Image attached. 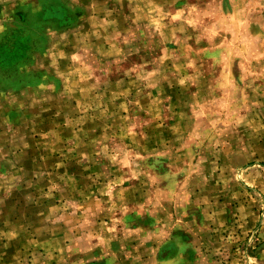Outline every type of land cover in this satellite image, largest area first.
<instances>
[{
  "label": "rangeland",
  "instance_id": "obj_1",
  "mask_svg": "<svg viewBox=\"0 0 264 264\" xmlns=\"http://www.w3.org/2000/svg\"><path fill=\"white\" fill-rule=\"evenodd\" d=\"M6 1L0 47L26 41L0 68V157L62 152L45 175L72 200L67 239L91 246L71 262L121 244L140 262L166 245L168 264H264V0Z\"/></svg>",
  "mask_w": 264,
  "mask_h": 264
},
{
  "label": "crops",
  "instance_id": "obj_2",
  "mask_svg": "<svg viewBox=\"0 0 264 264\" xmlns=\"http://www.w3.org/2000/svg\"><path fill=\"white\" fill-rule=\"evenodd\" d=\"M2 2L7 1L0 0V3ZM3 7L6 9L5 6ZM20 117L25 119L27 115ZM24 119L20 121L21 130L19 132L13 131L12 128L6 133L10 137L17 135L19 141L23 136L27 137L29 132H26L27 127ZM57 119L58 116L53 115L52 119L47 121V127L51 125V129L55 128L54 123ZM38 150L36 148L24 149L23 147L15 150L9 145L4 147L3 151L1 150L4 155L0 157V245H3L5 260L11 258L12 250L26 248L34 249L41 254V264H47L50 258H53L51 264L61 260L66 264H75L71 262L74 260V256L80 252H88L91 246H82L75 240L67 239V234L72 230V226L67 220L71 218V213L74 211L66 209L65 203H70L72 200L70 197L57 194L59 186L51 183V177L45 175L47 172H51L50 174L59 173V166H61L59 164H68V161L60 160L62 156L60 151L50 150L45 153V156L38 157ZM33 154L36 156H31ZM25 155L31 156L30 160L24 161ZM49 159H52V163L56 159L58 166L54 163L55 166L50 165L49 167ZM43 165L46 166L45 168H49L46 170ZM40 166L43 169L40 170ZM74 169L73 167L71 172L75 171ZM26 171L31 173L29 176L31 183L29 184L25 182L27 177L24 173ZM71 176L76 178V172L69 177V180H74ZM31 240L33 243H30ZM17 244H21V246H17ZM162 248L157 249H160L161 257L164 256ZM99 249L93 252L96 251V254ZM50 251L54 257L49 256ZM101 254L100 256H102ZM161 257H158L159 259L146 257L140 262L139 257L133 256L130 252L126 253L119 244V248H111L109 253H105L95 261H92L90 257L88 261L80 264H157V262L168 264L170 259ZM179 264H186V259L183 262L180 260Z\"/></svg>",
  "mask_w": 264,
  "mask_h": 264
},
{
  "label": "trees",
  "instance_id": "obj_3",
  "mask_svg": "<svg viewBox=\"0 0 264 264\" xmlns=\"http://www.w3.org/2000/svg\"><path fill=\"white\" fill-rule=\"evenodd\" d=\"M45 19L56 21L59 24H64L70 21V16L64 8H57L56 6L50 7L49 12L44 14ZM12 40L18 42L16 48L13 50L12 43H4L0 47V68L8 70L13 67V62H16L22 57L24 42L26 39L24 37H14ZM14 42V41H12ZM12 63V64H11ZM14 68V67H13Z\"/></svg>",
  "mask_w": 264,
  "mask_h": 264
}]
</instances>
